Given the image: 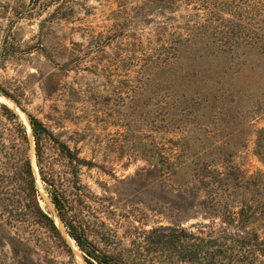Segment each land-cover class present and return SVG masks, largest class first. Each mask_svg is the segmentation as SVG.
Listing matches in <instances>:
<instances>
[{
	"label": "rangeland",
	"instance_id": "rangeland-1",
	"mask_svg": "<svg viewBox=\"0 0 264 264\" xmlns=\"http://www.w3.org/2000/svg\"><path fill=\"white\" fill-rule=\"evenodd\" d=\"M0 103L24 124L26 113L38 118L91 162L75 177L42 141L68 217L111 229L123 245L132 225L175 223L227 246L244 237V254L264 264V0H0ZM183 151L221 183L178 213L162 203L158 174L141 169ZM29 155L39 204L64 231L34 147ZM13 194L6 228L32 264H81L74 241L64 232L70 255ZM239 251L215 259L235 263ZM0 264H16L5 242Z\"/></svg>",
	"mask_w": 264,
	"mask_h": 264
},
{
	"label": "trees",
	"instance_id": "trees-1",
	"mask_svg": "<svg viewBox=\"0 0 264 264\" xmlns=\"http://www.w3.org/2000/svg\"><path fill=\"white\" fill-rule=\"evenodd\" d=\"M181 39V38H178ZM187 40V39H185ZM197 50V48H195ZM21 107L18 100L8 92H4ZM22 108V107H21ZM22 110H24L22 108ZM30 123L34 143L35 163L39 179L51 203L56 209L64 231L74 241L77 250L86 264H262L246 256L244 249L247 240L244 237L235 238L233 244L227 246L216 238L203 237L188 231L178 224L157 225L149 229L132 225L128 244L123 245L122 239L108 232L100 233L88 221L67 216V207L63 196L58 190L51 172L44 171L42 141H49L57 154L71 166V173L77 177L80 166L89 167L91 162L78 156L77 150H72L65 142L56 137L38 118L26 113ZM0 244L5 242L16 258V264H32L29 252L23 247V242L12 236L6 228L12 219H16L13 210L14 191H19L26 200V206L38 221L48 226L55 236L72 255L70 245L64 236V231L54 219L45 212L39 204V192L35 184L29 150V138L26 125L17 112L4 103H0ZM260 146L259 139L256 140ZM264 163V156L257 153ZM197 163L192 157H187L183 151L178 156L160 154L151 167L141 170L149 174L156 172L162 187L165 201L178 206L177 212L189 209L190 196H195L197 190L204 191L209 183H221L218 171L216 178L210 180V173L196 172ZM209 179V180H208ZM89 191V190H88ZM85 192V191H84ZM175 198V199H174ZM183 202V204H182ZM181 203V204H180ZM166 209V208H165ZM250 246V247H249ZM247 252L252 251L251 244ZM240 249L241 258L235 263L231 259L223 260L215 256L224 254L230 249ZM232 254V253H231ZM229 257V256H228Z\"/></svg>",
	"mask_w": 264,
	"mask_h": 264
},
{
	"label": "bare ground",
	"instance_id": "bare-ground-1",
	"mask_svg": "<svg viewBox=\"0 0 264 264\" xmlns=\"http://www.w3.org/2000/svg\"><path fill=\"white\" fill-rule=\"evenodd\" d=\"M16 110H18L19 112H22L17 106H15ZM23 113V112H22ZM24 122L26 124V128H27V132H28V135L31 136V140H30V149L33 150V147H34V143H33V137H32V134H31V131H30V128H29V123H28V120H27V117L25 116L24 117ZM34 170V169H33ZM65 232V231H64ZM73 247L75 248V251L77 252V256L81 262V264H86L84 262V260L82 259V257L80 256L78 250H77V247L75 246L74 243H72Z\"/></svg>",
	"mask_w": 264,
	"mask_h": 264
},
{
	"label": "water",
	"instance_id": "water-1",
	"mask_svg": "<svg viewBox=\"0 0 264 264\" xmlns=\"http://www.w3.org/2000/svg\"><path fill=\"white\" fill-rule=\"evenodd\" d=\"M22 111V110H21ZM23 112V111H22ZM26 117H27V115H26ZM27 120H28V118H27ZM28 123H29V120H28ZM29 128H30V123H29ZM30 131H31V128H30ZM32 134V133H31ZM33 137V136H32ZM65 233H66V231H65ZM67 234V233H66ZM68 235V234H67ZM81 255V254H80ZM82 257V256H81ZM85 262V261H84Z\"/></svg>",
	"mask_w": 264,
	"mask_h": 264
}]
</instances>
